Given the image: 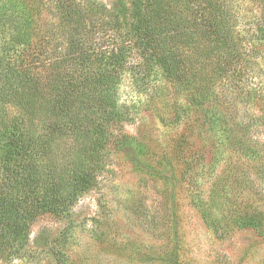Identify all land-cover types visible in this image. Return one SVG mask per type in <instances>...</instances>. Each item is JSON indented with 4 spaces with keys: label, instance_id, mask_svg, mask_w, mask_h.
<instances>
[{
    "label": "trees",
    "instance_id": "obj_1",
    "mask_svg": "<svg viewBox=\"0 0 264 264\" xmlns=\"http://www.w3.org/2000/svg\"><path fill=\"white\" fill-rule=\"evenodd\" d=\"M238 8L236 0H0L4 260L25 252L39 216L65 215L98 185L113 139L148 160L154 173L167 175L170 159L123 129L133 118L119 98L129 70L148 84L155 82L162 96L174 94L172 102L164 101L188 131L177 147L183 180L194 189L206 177L215 180L208 199L203 190L191 194L206 222L221 234L235 225L264 236V157L237 109L238 103L264 94L250 86L260 54L257 45L264 43V20L251 18L243 26ZM253 24L257 28L251 32ZM199 128L217 137L209 161L204 148L192 147L190 138ZM228 147L238 152L236 158L226 153ZM222 159L225 165L217 173ZM175 172L171 168L172 200L178 186ZM222 198L227 207L220 216ZM171 218L176 240L162 258L184 264L177 213ZM36 240L53 246L50 236Z\"/></svg>",
    "mask_w": 264,
    "mask_h": 264
},
{
    "label": "rangeland",
    "instance_id": "obj_2",
    "mask_svg": "<svg viewBox=\"0 0 264 264\" xmlns=\"http://www.w3.org/2000/svg\"><path fill=\"white\" fill-rule=\"evenodd\" d=\"M99 1L112 4L114 0ZM236 3L243 26L251 18L264 20V0H236ZM251 28L253 32L257 27L253 24ZM259 43L257 71L250 86L264 91V43ZM147 84L132 70L124 74L119 98L131 109L133 118L123 129L137 136L155 154L170 159L172 165L165 170L167 177L154 173L145 164L148 160L113 139L97 175L98 185L81 195L65 215L39 216L32 224L25 252L10 260L0 256V264H169L162 256L176 240L171 218L174 212L178 217L180 260L184 264H264V236L252 228L235 225L221 234L206 222L194 204L192 191L203 190V197L208 199L215 180L206 177L197 189L183 180L184 165L178 158L177 147L181 134L188 131L184 124L173 119L174 112L164 101L172 102L174 94L162 96L155 82ZM237 106L240 116L250 125V141L261 148L264 157V94ZM197 133L190 138L192 147L204 148L205 160L209 161L217 137L204 128ZM226 153L233 154V158L238 156L230 147ZM224 161L221 160L217 173L223 169ZM171 168L176 170L178 180L173 200ZM261 184L260 198L264 199V181ZM228 193L238 195L234 191ZM222 201L217 207L220 216L227 207L224 198ZM261 209L264 210V202ZM44 235L50 236L52 247L36 240Z\"/></svg>",
    "mask_w": 264,
    "mask_h": 264
}]
</instances>
